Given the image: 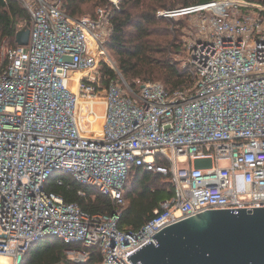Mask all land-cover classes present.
I'll return each mask as SVG.
<instances>
[{
  "label": "built area",
  "instance_id": "obj_1",
  "mask_svg": "<svg viewBox=\"0 0 264 264\" xmlns=\"http://www.w3.org/2000/svg\"><path fill=\"white\" fill-rule=\"evenodd\" d=\"M19 1L30 16L29 42L0 45V257L20 261L50 235L97 247V264H133L128 255L157 244L152 235L166 225L210 208L264 206L263 5L211 0L160 11L196 15L185 45L194 80L177 89L147 81L137 90L108 50L107 8L76 17L61 0ZM133 166L169 175L173 193L142 227L122 229ZM55 173L116 209L88 213L66 201L52 190L64 181L51 179ZM89 257L67 248L55 264Z\"/></svg>",
  "mask_w": 264,
  "mask_h": 264
},
{
  "label": "trees",
  "instance_id": "obj_2",
  "mask_svg": "<svg viewBox=\"0 0 264 264\" xmlns=\"http://www.w3.org/2000/svg\"><path fill=\"white\" fill-rule=\"evenodd\" d=\"M121 1L115 5L111 0H96L95 4L109 11L113 30L107 47L112 56L117 55L118 69L126 81L137 90L143 84L140 80L157 81L152 79L163 80L168 89L190 86L194 80V67L186 64V59L182 67L171 59L173 53H186L183 41L174 35L173 39L160 49H157L152 41V36L156 33L153 29L155 24L164 22L170 26L169 22L172 23L173 20V16L159 14V8L173 9L175 4L148 6L133 13L125 9ZM208 1L211 0H194V3L186 1L184 7ZM85 2L87 0H61V5L65 12L79 17L84 10ZM96 11L91 17L96 16ZM26 25H30V16L23 2L0 0V45L4 40L11 46L17 45L16 33ZM157 52L167 59L157 60L155 57ZM106 69L112 75L116 74L114 69L109 67ZM58 175L62 176L64 181L62 185L53 186L52 190L62 195L66 201L76 202L88 213H112L116 209V205L109 197L101 195L92 187L80 184L68 175L55 173L51 179ZM79 190L84 194H80ZM172 193L173 185L169 175L133 166L125 186L126 204L122 207L118 226L122 229H139L154 214L159 201ZM67 248H81L89 252V259L81 264H97L102 258L100 250L95 246L87 247L80 242L69 244L59 237L49 235L33 244L19 264L59 263L65 261Z\"/></svg>",
  "mask_w": 264,
  "mask_h": 264
},
{
  "label": "water",
  "instance_id": "obj_3",
  "mask_svg": "<svg viewBox=\"0 0 264 264\" xmlns=\"http://www.w3.org/2000/svg\"><path fill=\"white\" fill-rule=\"evenodd\" d=\"M29 35L26 25L16 42L27 44ZM152 236L157 244L128 255L133 264H264V206L205 209Z\"/></svg>",
  "mask_w": 264,
  "mask_h": 264
},
{
  "label": "rangeland",
  "instance_id": "obj_4",
  "mask_svg": "<svg viewBox=\"0 0 264 264\" xmlns=\"http://www.w3.org/2000/svg\"><path fill=\"white\" fill-rule=\"evenodd\" d=\"M95 1L96 0H87V2L83 4L84 10L78 16L79 17H88V16L91 17V15L94 14L97 7L99 6V4H95ZM186 1H190V3H194V0H122L121 3L123 7L127 9L128 11L137 13L141 11L142 9H144L145 7H148V6L160 7L164 3L166 5L175 4V6L173 9H170L169 7L162 8V9L159 8L158 10L159 12L176 10V9H180L186 6L185 4ZM245 1H248L253 4L259 3L264 6V0H245ZM169 16H173L172 23L169 22L170 26H167V24L164 22L155 24L153 29L156 33L152 36V41H153L154 46L157 49H160V47H163L165 43L170 42L173 39L174 35H177V37H179L183 41L184 47L186 48L185 46L186 43H188L191 40V38L194 37L195 31L197 29L196 15L195 14H191V15L173 14ZM185 52L186 53L183 52L182 54H178V53L171 54L172 62H176L178 63V66L182 67V65H184V60L187 57V51ZM111 57L114 62V65L118 68L117 55L114 54V56L111 55ZM155 57H157V60H161V61H164L165 59H167V58H164V55H162L160 52L155 53ZM152 80H157V81H160L161 83L164 82L161 79H152ZM144 81L146 82L149 80H140V83L142 82L144 83ZM100 120L101 119H99L98 123H100ZM95 127L97 128L98 126L96 125L94 126V128ZM7 262L8 263L11 262V264L12 262L13 264H19V259H15V260L7 259Z\"/></svg>",
  "mask_w": 264,
  "mask_h": 264
},
{
  "label": "bare ground",
  "instance_id": "obj_5",
  "mask_svg": "<svg viewBox=\"0 0 264 264\" xmlns=\"http://www.w3.org/2000/svg\"><path fill=\"white\" fill-rule=\"evenodd\" d=\"M94 126H96V123L93 125V129L96 130V133H99V132H100V127H97V128L95 127V128H94ZM7 259H8V258H7L6 256H1V257H0V263H1V264H9V263L7 262Z\"/></svg>",
  "mask_w": 264,
  "mask_h": 264
},
{
  "label": "crops",
  "instance_id": "obj_6",
  "mask_svg": "<svg viewBox=\"0 0 264 264\" xmlns=\"http://www.w3.org/2000/svg\"><path fill=\"white\" fill-rule=\"evenodd\" d=\"M96 125H97L98 127H100L98 123H96Z\"/></svg>",
  "mask_w": 264,
  "mask_h": 264
}]
</instances>
